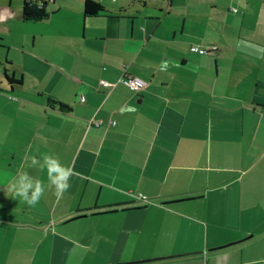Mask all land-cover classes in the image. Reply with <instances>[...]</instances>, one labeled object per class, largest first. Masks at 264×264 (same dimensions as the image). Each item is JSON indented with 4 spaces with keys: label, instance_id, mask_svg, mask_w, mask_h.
Wrapping results in <instances>:
<instances>
[{
    "label": "crops",
    "instance_id": "0c3cea01",
    "mask_svg": "<svg viewBox=\"0 0 264 264\" xmlns=\"http://www.w3.org/2000/svg\"><path fill=\"white\" fill-rule=\"evenodd\" d=\"M101 4H0V73L23 77L0 74V264H264V0ZM45 154L78 173L62 199L29 167ZM20 171L35 207L8 192Z\"/></svg>",
    "mask_w": 264,
    "mask_h": 264
},
{
    "label": "clouds",
    "instance_id": "9594fccd",
    "mask_svg": "<svg viewBox=\"0 0 264 264\" xmlns=\"http://www.w3.org/2000/svg\"><path fill=\"white\" fill-rule=\"evenodd\" d=\"M169 61L161 63V70H167ZM121 111L134 112V108L121 109ZM115 123V122H113ZM31 163L29 167H39L41 171L47 172V187L53 189V194L57 199H62L65 192L70 188L69 180L74 173L73 168L61 164L59 158L52 154H45L41 159L35 156L29 158ZM8 192L13 198H19L30 207H35L44 196L46 191L45 184L35 179L26 171H20L17 176L8 180Z\"/></svg>",
    "mask_w": 264,
    "mask_h": 264
},
{
    "label": "trees",
    "instance_id": "16d2710c",
    "mask_svg": "<svg viewBox=\"0 0 264 264\" xmlns=\"http://www.w3.org/2000/svg\"><path fill=\"white\" fill-rule=\"evenodd\" d=\"M50 0H23L20 20L24 22H38L49 16V11L46 5ZM104 7L101 0H83V13L85 17L92 18L100 16L104 13ZM6 80L11 84L21 85L23 77L15 79L8 76L6 72L3 73Z\"/></svg>",
    "mask_w": 264,
    "mask_h": 264
},
{
    "label": "built area",
    "instance_id": "2783aa9c",
    "mask_svg": "<svg viewBox=\"0 0 264 264\" xmlns=\"http://www.w3.org/2000/svg\"><path fill=\"white\" fill-rule=\"evenodd\" d=\"M189 50L193 53H198L200 55H206V54H210V53H216L218 51V47L217 46H206V47H202V46H199V45H192ZM121 82H123L130 90H132L133 92L135 93H139L141 91H143L146 86H147V83L140 79V78H137V77H129V76H126V77H122L121 78ZM100 85L102 87H105V88H108V89H112L113 88V84L109 83V82H106L104 80H100ZM104 124V121L103 120H98V119H90L88 121V125L89 126H102ZM112 126L115 125V123L111 122L110 123ZM137 199H144V197L142 195H138L136 196Z\"/></svg>",
    "mask_w": 264,
    "mask_h": 264
},
{
    "label": "rangeland",
    "instance_id": "374dc122",
    "mask_svg": "<svg viewBox=\"0 0 264 264\" xmlns=\"http://www.w3.org/2000/svg\"><path fill=\"white\" fill-rule=\"evenodd\" d=\"M20 1H23V0H20ZM8 2H9V0H0V4L2 6H7ZM12 37H15V36H12ZM3 42H4V40H3ZM0 53H4L3 58L8 53V49L7 48H1V42H0ZM11 53H12V55H11L12 58H14V59H18L19 58V56L16 54V52L13 51L12 49H11ZM0 63L2 64V65H0V69H2L3 68V64H5V59H3L2 62H0ZM16 68H17V66L15 65L13 67V69H16ZM0 74H2V73H0ZM10 74H11V71H10ZM3 78L4 77H3V74H2V79ZM19 78H20V76H19Z\"/></svg>",
    "mask_w": 264,
    "mask_h": 264
},
{
    "label": "water",
    "instance_id": "95a60500",
    "mask_svg": "<svg viewBox=\"0 0 264 264\" xmlns=\"http://www.w3.org/2000/svg\"><path fill=\"white\" fill-rule=\"evenodd\" d=\"M140 262H144V261H140ZM136 263H139V262H136ZM123 264H129V263H123Z\"/></svg>",
    "mask_w": 264,
    "mask_h": 264
}]
</instances>
